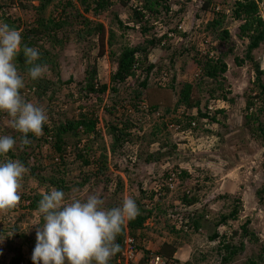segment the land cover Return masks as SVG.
Listing matches in <instances>:
<instances>
[{
	"label": "trees",
	"instance_id": "obj_1",
	"mask_svg": "<svg viewBox=\"0 0 264 264\" xmlns=\"http://www.w3.org/2000/svg\"><path fill=\"white\" fill-rule=\"evenodd\" d=\"M33 1H37L38 4L33 3ZM117 1L123 4V6H128L130 1L134 0H28L22 2L20 6L23 10H29L33 16L31 17L32 20H23L6 12L4 9L5 6L7 8L9 5H13L14 0H9L8 2L0 0V21H2V23H7L11 28L17 29L22 36V47L26 44L29 47L36 48L40 53V59L37 60L36 63L50 67L55 73V78L52 81L48 80L46 74H44L42 78L33 81L27 75L29 66L25 64L23 52L21 51L15 58V63L18 71L24 78V82L26 83V79L30 81L29 86L35 89L36 95L41 99L48 95L50 101L49 111H56L53 102L55 101L57 91L61 89V87L71 84L73 81V78H69L68 80L61 79L59 73V52L53 50L55 47L62 48L65 46L68 40H78L83 44L84 49L88 48L83 54V57L88 60V67L84 72V86H81V89H79L80 97H82V94L88 98H91L92 95L100 97V95L106 93L109 89H111L114 94H118L122 91V84L134 77L137 78V86H130L129 89L126 90L128 95L124 97L121 96V98L116 101L118 104L115 107L117 111H119V107H123L127 103L128 98L132 101V108H128L126 110L127 113L120 112L117 114L118 121L122 124L121 126L117 124H110L109 126V134L112 136V151L114 153H120L126 142L133 141L131 132L135 122L132 117L139 114V112H144V102L148 103L147 110L149 112H154L157 108L161 107L160 103L155 102L156 100L149 97L146 88L148 87L149 80L155 72V69H158V72L162 75L161 77L165 76L166 78L169 76V70H164L165 67H161L160 69L159 63L151 59V54L159 49L165 53L171 49L172 43L176 40L175 37H169L166 34L160 35L155 31L157 16L162 13L163 8L167 11L171 8L170 5L166 3L167 0H136L139 3L135 2L137 4H132V6L129 7L131 13L127 21H124L120 17V10L116 7ZM76 2L80 4L82 10ZM201 3H203L202 8L205 11L214 13V17L206 26L210 37L209 40L212 42L213 37L211 34L215 35L223 46H229V51L233 50L234 45V35L230 31L229 25L234 20L239 22L236 37L247 40V45L243 50V56L240 57L236 55L235 61L241 66L244 65V63L250 62L249 64H251L254 73L253 85L244 93L247 112L245 115V125L250 129L252 136H256L259 139L262 137L264 143V121H262V116L264 115V70L261 69V61H259L255 54L258 50L264 48V17L262 14L264 0H235L233 4H230L229 14L224 12V10H219L221 4L214 0H202ZM183 10L184 8H181L180 11ZM83 12L91 13L96 17L105 16L109 23V37L107 41L109 47H113L120 43L116 29L124 30L123 35H126L130 30L135 31L138 29L143 34V39L135 44H122L118 53L113 50L110 51L109 55H111V58L116 62V69L111 74L110 84H100L98 80L99 61L106 53V26L104 23L86 16ZM153 19H155V21ZM174 31H176L177 35H185L188 37L192 30L190 29V32L183 33L175 28ZM98 47L99 50L94 53ZM189 50L190 49H188V51ZM194 50L196 51L194 60L199 72L198 78L193 82H186L184 84L176 105H186V109L191 108L192 111L195 110V114L186 116L185 113H183V118H174V122L180 124L178 126L181 131L190 129L193 132H197L201 130L209 134L208 132L211 131V128H207V126L218 123L220 119L218 114L223 112L222 109H218V107L214 105L215 101L211 99L212 97H223L226 99L227 96L225 94L221 95V93L216 94L219 89L218 86L209 84L208 79L218 81L219 78L228 71V66L223 56L215 54V50L212 49V47H205V44H203L202 48L194 46ZM164 53L162 55H164ZM178 53H181V51L179 52V50H177L174 54L165 56L170 58L172 67L175 66V57ZM172 79L175 80L176 78L173 77ZM50 89H52V93L48 94V90ZM205 90L209 91V95L205 99V102L202 101L200 96L194 97L195 93L200 95V93L205 92ZM22 91L21 89V94ZM45 112L47 113L46 109ZM165 112L169 115L171 113V108L168 107ZM4 114L5 113H0V120ZM56 115L58 117L56 121L51 120L49 122L47 120L44 124L42 135L36 137L32 133L28 134L30 144L24 145L21 151H19V149L15 150V147L21 146V133L12 128H0L2 130L0 131L3 135L12 136L16 140V145L8 153V158L21 161L30 171H33V168H31L29 164L30 159L33 160L34 158V161L39 162L38 154L43 157H49V155H51V158L54 159L51 163L57 164V166H63V168L56 167L55 172L57 174L49 176V178L43 174L41 175V169H39L36 180L40 183L39 186L46 187V192L51 191L53 188L62 190L65 193V199H67L66 197H68L71 190L86 188L91 182L94 183L93 178L98 177L101 172L107 171L108 157L106 148L102 146H100L102 152L100 151V154H98L96 158H94L95 153H92L93 141L95 137H99L98 133L101 131L99 117L95 113L82 112L79 118L73 119H69L66 114L60 113L59 111L56 112ZM205 119L207 121H205ZM193 122L195 124H193ZM205 123L207 124L204 127ZM10 131L13 133H9ZM211 133H214V131H211L210 134ZM152 134L156 137V132ZM122 152L125 153L124 150H122ZM160 160H162V158L158 157L153 159V155H150L146 162H152L156 165V163H158L157 161ZM152 163H150V165ZM73 165L76 166V168L80 167L81 173L80 177L71 178L72 181L69 182L66 175ZM91 167H93L92 170L89 172L85 171L86 168ZM127 170L128 169L125 171ZM177 170V167H173L171 170L168 169L165 171L162 175L163 177L154 180L155 183L151 188L145 187L142 180L137 181L139 185V195H132L131 198L135 200L139 209V214L135 219L125 222L122 234L117 237V243L120 244L121 250L112 257L109 264H119L118 259L121 256L127 233L137 239V236L145 227L147 220L155 214L157 216L164 213L168 214L169 211L175 212L177 216L181 214L183 216V222L178 228L169 221L171 219L167 218L168 227L176 234L189 235V233H197L203 230V220L208 213L196 206L200 202V197L194 194V192L192 193L190 189L186 188L184 194L180 195V205H175L174 208L168 209L166 205L163 204V199L166 195L172 193L169 187V178L172 173H177ZM34 172L36 171L34 170L32 174H35ZM199 176L203 177L204 180L210 178L209 174L205 175L204 173ZM178 177L181 178L182 183H186V180H191L193 178L192 173L187 169H180ZM113 180L115 182V190H113V192L117 195L119 192H122L124 188L122 176L118 175L115 178L107 177L106 179L98 178L96 182L110 183ZM41 194L42 192L39 191L31 195L21 194L18 207L22 204L23 208H30L32 211H37L38 202L42 198ZM257 195L259 201L262 202L264 199V184L257 190ZM27 200L30 201L29 205H25V201ZM148 200L155 201L152 208H148V204L150 203H147ZM216 200L226 201L225 205H231V208L224 213L222 212L217 218L215 224L216 231L211 235V239L217 240L219 237L222 239L220 243L222 245L221 250L222 252L224 251V253L220 254L222 255L220 264H234L237 258L239 259L244 255L247 245L246 240L257 241L258 237L249 228L251 218H247L242 224L241 232L233 231L230 235L225 233L221 236L219 231L220 226L228 225L229 222L239 218V205H241L242 198L231 194H223L216 197L215 201ZM112 207H116L115 204L108 206V208ZM31 213L32 212L27 211L22 216ZM23 219L24 217L21 220ZM39 223L42 224V220ZM20 225L17 223L12 229L0 230V233H3V236L6 237L11 247L13 246L12 250H10L13 256L9 264H33L31 257L36 244V228L38 225H34L33 223L28 228H22ZM12 233H14L13 236ZM9 235L11 236L9 237ZM237 237H240L239 242L235 240ZM182 245L183 244L178 241H168L164 242L153 252L145 250L144 248H139L144 254L140 264H146L147 258L152 253L162 256L167 259L168 262H172L173 260V262L176 263V260H178L177 254L180 252ZM5 255V252L0 254V264L3 263ZM189 264L191 263L189 262ZM243 264H264V248L260 250L258 255L249 256Z\"/></svg>",
	"mask_w": 264,
	"mask_h": 264
},
{
	"label": "rangeland",
	"instance_id": "obj_2",
	"mask_svg": "<svg viewBox=\"0 0 264 264\" xmlns=\"http://www.w3.org/2000/svg\"><path fill=\"white\" fill-rule=\"evenodd\" d=\"M6 1L8 2L9 0H3V2ZM26 1L28 0H14V4L7 6L5 10L23 20H32L33 14L29 10H23L20 6L22 2ZM201 1L167 0L166 3L170 5V10L167 11L163 8L162 13L157 16L155 31L160 35L171 32L173 28H176V26L183 22H185L188 30L191 29L192 31L188 37L185 36L186 38L174 39L175 42L172 43L171 49L166 51L167 53L159 49L151 54V59L159 63L160 69L161 67H165L164 70H169V76H167V80H164L161 79L162 75L158 72V69H155L146 88L149 97L156 100L155 102L160 103L161 107L157 108L154 112H149L147 110L148 103L144 102V112H139V114L132 117L135 122L131 132L133 141L125 143L122 149L125 153L122 150L120 153L112 151V136L109 134V126L110 124L121 126L122 124L118 121L117 114L120 112L127 113L126 110L132 108V101L129 98L123 107H119V111L115 107L118 105L116 101L121 96L128 95L126 90L130 86H137V78L134 77L122 84V91L118 94H114L109 90L104 95H100V97L92 95L91 98H88L83 94L80 97L79 89H81V86H84V72L88 67V60L83 57V54L88 48L84 49L83 44L78 40H68L62 48L55 47L53 49L59 52V73L61 79L68 80L69 78H73L71 84L63 86L57 91L55 101L53 102L56 111H49L50 101L48 95L43 99L38 97L35 89L29 86L30 81L27 79L21 95L29 102L43 108L45 107L49 122L57 120V111L66 114L69 119L79 118L82 112H93L99 117L101 131L98 133L99 137H95L93 141V147L91 146L92 153H95V157H93L96 158L100 154V151L102 152L100 146L105 147L108 157V169L106 172H101L98 177L93 178L94 183L91 182L86 188L71 190L68 197H66L67 199H65V203L71 202L73 199H81L83 201L89 195H97L105 201L104 207L108 208L111 204L119 206L124 198L139 195L137 181L142 180L145 187L151 188L155 183L154 180L163 177L162 175L168 169L171 170L173 167H177L178 170L187 169L192 173L193 178L186 180V183H182V185L176 187L175 191H172L171 194H167L163 199V204L168 209L174 208L175 205H179L180 195L184 194L185 189H190L192 193L194 192V194L200 197V202L196 206L208 213L203 220V230L197 233H189V235L176 234L168 227L167 213L158 216L155 214L147 220L145 227L137 236L136 240L139 248L153 252L164 242L178 241L183 245L177 254L178 260H176V263L172 260L171 264H189V262L191 264H220L222 258L220 254L224 253L221 250L222 245L220 241L222 239L219 237L217 240H213L211 239V235L216 231L215 224L217 218L222 212L224 213L226 210H229L231 205L226 206V201H215V198L219 195L231 194L242 198L241 205H239V218L229 222L228 225L220 226L219 231L221 236L225 233L230 235L233 231L241 232L242 224L247 218H251L249 228L258 237L257 241L246 240L247 245L244 255L239 259L237 258V261L234 262V264H243L249 256L258 255L260 250L264 248V199L260 202L257 195V190L264 184V143L262 137L259 139L256 136H252L250 129L245 125V115L247 112L244 93L253 85L254 73L251 64H249L250 62L244 63L241 66L235 61L236 55L243 56V50L247 45V40L236 37L239 22L234 20L229 25V29L234 35L233 50L229 51V46H223L220 40L210 33L213 37L211 42L206 26L214 17V13L205 11L202 8L203 3ZM214 1L221 4L219 10H224V12L229 14L230 4H233L235 0ZM117 2L116 7L120 10V17L124 21L129 20V14L131 13L129 7L132 4L139 3L134 0L130 1L128 6H123L119 1ZM33 3L38 4L37 1H33ZM76 4L81 7L78 2ZM181 8H184V10L180 11ZM84 14L91 19L104 23L106 26V53L99 61L98 79L101 83H109L111 74L116 69V62L109 55L110 51L113 50L118 53L122 44H135L143 39V34L138 29L135 31L130 30L127 33L125 32L126 35H123L124 30L116 29L117 37L121 44L118 43L113 47H109L107 43L109 23L105 16L96 17L91 13ZM262 14L264 17L263 5ZM153 20L155 21V19ZM0 24H3L2 21H0ZM202 44H205V47H212L215 50V54L223 56L228 66V71L218 81L208 79L209 84L218 86L219 89L216 94L221 93V95L225 94L227 96L226 99L223 97H212L211 99L215 101L214 105L218 109L223 110V112L219 113L220 115L218 114L220 118L219 122L207 126V128H211V131H214L211 134V131L208 132L209 134L201 130L197 132L181 131L178 126L180 124L174 122V118H181L183 113L186 116L195 114V110L192 111L191 108L186 109V105L182 104L178 106L176 104L180 98V92L184 84L186 82H193L198 78L199 72L194 60V57H196L194 46L200 48ZM188 49L190 50L188 51ZM97 50H99V47L96 48L94 53ZM177 50L181 51V53H178L175 57V66L172 67L170 58L165 56L168 54L172 55ZM163 53L164 55H162ZM255 54L259 61H261V64L264 63V48H261ZM45 74L48 80H54L55 73L50 67H45ZM173 77L176 79H172ZM50 93H52V89L48 90V94ZM208 95L209 91L205 90L200 95L195 93L194 97L200 96L202 101L205 102ZM168 107L171 108L169 115L165 112ZM8 119L7 115L4 114L0 120L1 129L11 128L8 124ZM262 121H264V115L262 116ZM206 124H204V127ZM1 131L0 136L3 135ZM153 132H156V137L153 136ZM9 133L13 132L10 131ZM16 149L21 151L23 147H15ZM150 155H153V159L160 157L162 160L157 161L156 165L150 162L152 163L150 165V163L146 162ZM52 160L54 159L51 158V155L46 159H42V161L39 160V162L30 159V167L36 172L32 174L33 171L27 168L28 171L21 181L20 195H31L36 191L46 192V187L39 186L40 183L36 180L38 176L37 172L41 169V175L43 174L48 178L49 176L56 175V167L63 168V166L51 163ZM43 161H45L44 165ZM92 169L93 167L86 168L85 171L89 172ZM126 169L128 170L125 171ZM80 173L81 168H76L73 165L67 172V180L71 182V178L80 177ZM203 173L205 175L209 174L210 178L204 180L203 177L199 176ZM118 175L123 177L124 188L117 195L113 192L115 190L114 180L110 183L96 182L98 178H115ZM147 203H149L148 208H152L155 201L148 200ZM27 211L32 213L22 216ZM23 217L24 219L21 220ZM41 220L42 217L37 211L23 208L21 204V206H16V208L6 215L0 214V230L12 229L17 223L21 224L22 228H28L33 223L37 224ZM235 240L239 242L240 237H237ZM0 247L5 249L6 254L2 264H9L13 256V253L10 251L13 246L11 247L7 242L3 233H0Z\"/></svg>",
	"mask_w": 264,
	"mask_h": 264
},
{
	"label": "clouds",
	"instance_id": "obj_3",
	"mask_svg": "<svg viewBox=\"0 0 264 264\" xmlns=\"http://www.w3.org/2000/svg\"><path fill=\"white\" fill-rule=\"evenodd\" d=\"M176 28L183 33L190 32L185 22ZM174 29L171 30L173 35H169L170 32L164 34L175 39L185 37L177 35ZM21 51L25 57V64L29 66L28 77L33 81L42 78L46 66L36 63L40 59L39 51L26 44L22 47L21 33L7 23L0 24V113H5L9 118V126L21 133L20 145L23 147L30 144L29 133L36 137L42 135L48 116L43 107L27 101L21 95L25 82L15 63V58ZM261 69L264 70V63L261 64ZM99 83L103 84L100 81ZM15 145L16 140L12 136H0V158H3L0 159V214L4 215L18 207L21 199L19 191L21 181L28 171L21 161L8 158V153ZM38 158L42 161L47 156L38 154ZM176 172L179 173V170ZM41 195L37 212L43 223L34 224L38 227L31 257L33 264H109L112 257L121 250L117 237L122 234L125 222L135 219L139 214L138 206L131 197L124 198L119 206L106 208L105 201L97 195H89L83 201L73 199L67 203L62 190L53 188ZM26 204L29 205L30 201H25ZM127 236L130 235L127 233L125 237L123 250L118 259L119 264H123L124 261L122 253ZM135 248L142 259L144 254L139 250L136 239ZM4 252L5 249L0 247V254Z\"/></svg>",
	"mask_w": 264,
	"mask_h": 264
},
{
	"label": "built area",
	"instance_id": "obj_4",
	"mask_svg": "<svg viewBox=\"0 0 264 264\" xmlns=\"http://www.w3.org/2000/svg\"><path fill=\"white\" fill-rule=\"evenodd\" d=\"M180 28H182V26H180ZM169 35H173V33L170 32ZM162 79L166 80L167 78L163 76ZM181 184L182 180L178 177V173H172L171 177L169 178V186L171 192L175 191V188ZM180 204L181 202H179V205ZM167 215V218L171 219L169 220L171 221V223L175 224L177 228L180 227L181 223L183 222V216L181 214L177 216L175 212L169 211ZM138 254L139 253L135 248V239L132 236H127L125 241V249L122 253V256L124 258L123 264H139L141 257L139 258ZM146 264H169V262L162 256L152 253L147 258Z\"/></svg>",
	"mask_w": 264,
	"mask_h": 264
}]
</instances>
